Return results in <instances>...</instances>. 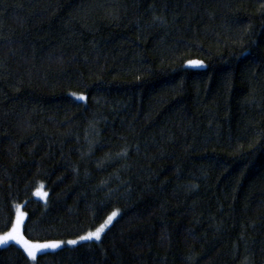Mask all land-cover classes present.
Wrapping results in <instances>:
<instances>
[{
	"label": "trees",
	"instance_id": "obj_1",
	"mask_svg": "<svg viewBox=\"0 0 264 264\" xmlns=\"http://www.w3.org/2000/svg\"><path fill=\"white\" fill-rule=\"evenodd\" d=\"M17 205L39 244L118 215L0 264H264V0H0V236Z\"/></svg>",
	"mask_w": 264,
	"mask_h": 264
},
{
	"label": "snow or ice",
	"instance_id": "obj_2",
	"mask_svg": "<svg viewBox=\"0 0 264 264\" xmlns=\"http://www.w3.org/2000/svg\"><path fill=\"white\" fill-rule=\"evenodd\" d=\"M189 64L192 66H202L200 61L192 60L189 61ZM78 99H85V97L80 96ZM118 215L117 212H113L106 221V224L112 222L113 218ZM21 225H22V214L17 216L15 224H13L12 229L10 232H7L5 235L0 236V245H6L8 241H14L16 244L21 245L23 247L24 252L27 253L28 257L35 260L37 252L41 251L42 249H55L60 246L59 242L53 243H29V241L25 240L23 235L21 234ZM106 225H102L100 228H97L95 232H89L86 236H82L81 240H91L96 239L99 240L101 237V233L104 231V227ZM69 244H76L75 240L68 241Z\"/></svg>",
	"mask_w": 264,
	"mask_h": 264
},
{
	"label": "rangeland",
	"instance_id": "obj_3",
	"mask_svg": "<svg viewBox=\"0 0 264 264\" xmlns=\"http://www.w3.org/2000/svg\"><path fill=\"white\" fill-rule=\"evenodd\" d=\"M187 66H192V65H190L189 64V62L187 63ZM34 197H36V198H42V199H44L45 198V192L43 191V189H42V186H40L39 187V189L38 190H36L35 192H34ZM116 212V211H115ZM22 214V224H23V220H24V217H25V215H24V213H23V211H22V208H21V206H19V205H17L16 207H15V220H14V223L13 224H15V222H16V219H17V216H19V215H21ZM110 216V215H109ZM108 216V217H109ZM116 217H114L113 218V220L115 219ZM113 220H112V222H113ZM106 221H107V219L98 227V228H100L102 225H106L105 227H104V231L109 227V225L112 223H109V224H106ZM21 227H22V225H21ZM12 229V228H11ZM11 229H10V231H11ZM97 229V228H96ZM96 229L95 230H93V231H91V232H95L96 231ZM10 231H8V232H10ZM103 231V232H104ZM102 232V233H103ZM89 233V232H88ZM88 233H86L85 235H83V236H86ZM102 233H101V235H102ZM6 234V233H5ZM4 234V235H5ZM82 237V236H81ZM81 237H79V238H76V239H72V240H75L77 243H79V242H81V241H89V240H81L80 238ZM72 240H67V241H57V242H59V244H60V246L59 247H62L63 245H67V246H71V245H75V244H69L68 243V241H72ZM91 240H96V239H91ZM53 243V242H52ZM76 243V244H77ZM58 247V248H59ZM51 249V248H50ZM55 249H57V248H55ZM53 250V249H52Z\"/></svg>",
	"mask_w": 264,
	"mask_h": 264
}]
</instances>
